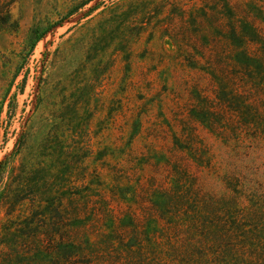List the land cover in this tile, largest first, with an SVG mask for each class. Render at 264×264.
I'll return each mask as SVG.
<instances>
[{
    "label": "rangeland",
    "instance_id": "obj_1",
    "mask_svg": "<svg viewBox=\"0 0 264 264\" xmlns=\"http://www.w3.org/2000/svg\"><path fill=\"white\" fill-rule=\"evenodd\" d=\"M233 10L264 28V0L10 2L0 27V264H58L79 195L89 207L109 201L127 222L149 209L173 164L217 196L225 176L264 189L262 147L220 137V114L203 108L215 14ZM144 225L142 247L156 253L154 224Z\"/></svg>",
    "mask_w": 264,
    "mask_h": 264
},
{
    "label": "trees",
    "instance_id": "obj_2",
    "mask_svg": "<svg viewBox=\"0 0 264 264\" xmlns=\"http://www.w3.org/2000/svg\"><path fill=\"white\" fill-rule=\"evenodd\" d=\"M11 1L0 0V27L10 19ZM215 21L219 31L209 39L204 70L213 98L204 96L202 106L210 116L220 114V137L246 135L264 150V28L236 10L216 12ZM193 172L173 164L167 183L150 190L149 209L128 212L127 222L109 201L89 207L79 195L69 250L58 264H264V189L225 176L227 193L217 196ZM146 222L154 224L156 253L142 247ZM164 237L172 240L168 250L159 248Z\"/></svg>",
    "mask_w": 264,
    "mask_h": 264
}]
</instances>
